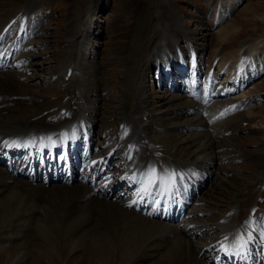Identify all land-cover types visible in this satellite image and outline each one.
I'll return each instance as SVG.
<instances>
[{
    "label": "rangeland",
    "instance_id": "1",
    "mask_svg": "<svg viewBox=\"0 0 264 264\" xmlns=\"http://www.w3.org/2000/svg\"><path fill=\"white\" fill-rule=\"evenodd\" d=\"M25 4H27V6ZM161 5L170 11L172 10V13L181 19V27L184 26L183 28L188 32V37H182L179 44L189 41L191 38V41H193L192 32L198 34V36L196 35L197 39L205 40L204 42H199V46L197 45L196 49L193 43L190 44V42H188L192 55L187 54L182 58V63L186 65V69L187 67L193 66V70L191 71L192 75H194V73L195 75H202V71L206 68V81L202 83L200 82L201 80L197 78L195 82H193L203 84L205 90L202 92L203 96L208 95L209 92L214 89H218V94L224 95L226 92L232 93L234 90L230 89L225 91L221 88L215 81L217 79V74L215 73H219V76L223 74V80L225 77L226 79L230 77L231 79L232 77H237L239 79L241 77L242 84L252 82L255 78V75L252 76L253 73L250 75L246 73L248 76L243 77V73L238 71L242 66L245 67V65H243L244 63L248 62L249 52L252 56V63L257 65L259 64V60H263L262 65L264 68V0H160V2L155 0H0V17L4 20L3 25L0 26V37L2 38L9 31L7 30L10 26L9 22L17 21V23H19L23 20L19 19L23 17V14L30 17V14L27 12L16 15L23 9H29L26 7L32 9V15L34 17L43 16L47 21L45 28L40 32L35 42L38 43L37 46H39V52L36 54L37 56L29 53H26L24 56L25 60H28V67L30 70L22 65L25 71L23 75L20 74L21 76H19L21 64L15 62L17 65L19 64V69H14L0 81V107L2 104L5 105L4 112H2L1 115L7 117L8 111L13 108L16 113L24 112V115H18L21 116L20 118H34L35 121H42L44 116L51 115L58 111L70 100V95L66 94V90L69 88V85H72L71 80L74 77L80 78L76 76V74L81 68L82 71L79 72V74L88 73L89 76L93 75L88 86H95V90L98 93H101L102 89L107 86V81L110 82V93L101 94L99 97L100 102L97 104L98 106H95L94 110L97 112L94 118L99 122L94 132L95 146H101L99 147V151L101 152H98L102 153V149H104L103 147L106 143L107 146L105 147L111 146L120 138L118 122L114 119V110L117 107L116 99L122 91L120 90V83L123 79L119 74L122 69V65L118 63L119 55L123 53L125 56H123L125 58V67L128 69H126V72H129V80L131 82L129 87H137L139 78L141 80L145 78V74L142 73L144 65L143 62L133 63L134 60L131 55L134 53V50H131L130 42L134 41L133 37L135 33L138 34V30H135L138 25L143 22L150 24L153 19L152 17H155L157 13L160 15ZM222 14L225 17L219 22V15L222 16ZM25 18H27V16ZM95 19L97 21H95ZM88 21L95 23V31L90 38L94 43L87 40L85 35L83 36V34H86L88 38L90 37L88 25L91 26V22H89L87 28L85 27L84 29V24ZM31 23H34V21ZM230 23L231 26L226 33L230 36L224 38L222 29ZM101 30H103L102 35L100 34ZM151 33L152 28L149 25L148 29L143 32L141 39L150 37L153 35ZM68 34L79 36L78 38L80 40H87L86 42L91 45L88 55L86 56L81 49L75 52V55L81 59L89 58L91 61L87 60L83 66L82 61L76 62V60H72L69 71L77 72L66 81L67 83H64L65 85H62V82L65 81L64 77L66 74L64 77H61L62 80H60V75L57 74L55 76L54 72H60L61 69L66 68V66H63V63L68 47L66 44V46L64 45V41L66 43ZM222 39H224V41L222 45H220L219 43ZM5 42L6 41H4L1 46H4ZM242 42L246 43V56L248 57L243 60L245 61L244 63L240 59L237 68L235 62L239 58V49ZM95 45H98L99 49ZM133 45L137 50L135 51L136 54H138L139 49L142 52L143 46L140 43H134ZM30 46V44L26 45V48L29 49ZM77 47L78 45L76 48ZM13 49L14 47H10V50L1 51L0 55L2 56L5 51H7L6 57H9ZM219 49L223 50L220 54ZM91 51H94L95 58L92 57ZM204 51L207 56L211 51L207 61L205 60L206 63L199 58ZM145 52L147 55L148 53L151 54V48L145 50ZM215 52L217 53L215 54ZM6 57L4 59L2 57L0 60H5ZM145 58L148 59L149 56H145ZM186 60L189 62H186ZM222 62L226 63V67ZM186 63L189 64L187 65ZM12 64L10 66H12ZM107 66L110 73L105 77L94 76L95 72L101 70L103 72V69ZM171 66L172 67L165 66L158 69L160 70V78L166 75L165 68L175 67L174 73L177 75L185 74L186 70H177L183 67V65L181 66V64L179 65L176 62V64L174 63ZM129 69L131 71H129ZM154 70L155 69L152 68L146 79L149 85L147 91L151 88V90L147 92V105L152 110H156L155 113L150 116L151 119L149 117L150 122L148 121L144 133L147 139L158 149L173 147L178 152L181 150L182 153L179 152L181 155L194 157L196 155L192 154L194 152L193 150H195L199 144L196 146L191 144L192 141L190 142L188 132H186V134H184L185 132L171 133L167 130H163V125L161 124L164 123V120L167 121V117H169L166 113L162 114V111L168 108L166 101L169 96L178 95L168 94L163 96L157 95L158 93L155 94L154 86L152 87L153 78H156ZM225 70L228 75L230 72V77L224 75L223 72ZM251 70L254 69L251 68ZM263 72V70H257L255 74L258 76ZM60 73L62 74V72ZM237 78H233V81H236ZM245 80H247V82ZM219 81L221 83L224 82L222 78H219ZM230 81L231 82L226 83H233L232 80ZM165 82L166 81H162V83ZM190 83L191 82L188 83V86ZM169 84L174 87L173 82H169ZM227 86L229 85H226V88H224L227 89ZM155 89L157 91V88ZM72 90L74 98L82 96V87L79 84L76 89L72 87ZM192 90L193 88L191 87L190 92ZM248 90H250V92ZM222 91L223 93H221ZM246 91L242 92V95L239 94L237 97H234L235 99L238 98L237 100H239V102H233H237L238 104L243 102L242 106L247 107V105H249L248 107H250V109L247 107L244 112L239 110L238 113L228 107V101L218 105V110L223 109L226 113H228L229 110L230 112L233 111L236 114L238 113L240 119L237 116V120L236 116H234L236 114H234L229 117L230 120L227 118L219 124L214 123L210 126L212 132H220L221 129L223 131L226 129V132L223 133L221 130V135H214L215 139H213L214 159L216 161L221 160L218 161L216 166L218 169L217 173L219 172V174H217L219 178L215 181L208 179L210 185L205 188L201 197L198 198V200L202 198L203 201L202 209L205 214L201 218L203 224L217 222L221 212L226 210L229 206H232L236 197L239 202L244 203V216L249 217L250 215L262 214V212H264V181L261 182L259 180V177L262 174L264 175V125H262L261 120L258 119L259 116L263 115L262 117H264V78L257 81L253 87L249 88L248 86ZM6 94L11 96H4ZM153 96H156L155 99H153ZM184 96H187L186 92L181 94L180 103H186L188 101ZM239 98L245 100L241 101ZM73 99L71 98V100ZM31 104H38L39 106L32 107ZM254 111L258 113L253 116L248 115L247 117L248 113ZM226 113H224V115H228ZM188 116H190V114H188L187 117ZM244 116L246 118L242 120L241 117ZM108 117L112 120V125L109 123ZM187 120L188 118L184 119L183 122ZM104 122H108V127ZM179 122L182 121L179 120ZM156 123L157 125H155ZM212 132L207 130V134L205 133V135L209 134L210 136ZM187 134L188 138L186 137ZM217 136L220 137L218 138ZM155 141L158 144H156ZM201 141L203 140L201 139L200 143ZM188 144L191 145L189 146ZM230 144L232 145L231 148H233L232 152H230ZM186 148L189 151H186ZM111 157V161L113 162L121 159L124 160V153L120 148ZM231 158L234 159V162L228 161V159ZM229 165L234 166L236 177H233V171H228L229 169L225 168L229 167ZM12 185V189L17 190V195L11 201L14 207L9 210L6 215L5 213H0V264H168L166 260H164V257H162L163 261L160 255H157V251H151V255L147 252V250L153 246L151 247L149 244H146L148 242H146L147 238L143 237V232L139 230L138 225H140V223L143 222L142 219L145 218L138 212L132 209L130 210L125 206H112V208L110 207L111 205L104 207L105 209L100 212V210L95 207V205L99 206V204L95 203L91 198L86 199L84 202L89 203V201H93L92 204L94 203V205L88 204L89 206H79L73 209L72 198H75V196L70 192L51 191L50 189L54 188H43L40 183L30 184V186L21 180L15 181ZM19 187L23 188V190L20 191ZM248 188L251 189L250 192L253 191L250 198L244 197L245 193L248 192L246 191ZM259 191L261 192L260 196L258 193ZM3 192L0 189V195ZM5 192L6 196L0 198V212L2 211L1 206L5 202L10 201L8 200L10 193H7V191ZM55 193H57V197L53 195ZM254 193L258 194L254 196ZM70 202L71 208L68 207ZM84 202L83 204H85ZM109 207L112 210H109ZM249 207H253L254 209L250 210ZM66 208L70 210L68 212L71 213H67ZM157 221L158 220H156V222ZM254 222L255 220H253V223ZM158 223L162 222L158 221ZM129 224H133V227L128 228L127 226H129ZM143 224L144 223H142V225ZM163 224L166 223L163 222ZM211 235L212 234H209V236ZM198 238H200V241L204 244L209 242L206 236L203 237V234L198 233L197 238L191 242L195 247H198L201 243L198 240L196 241ZM184 243L178 252L179 256L173 257L174 261L172 264H201L200 261H202V259L204 264H215L216 261L221 258L226 260L228 258V255H225V249L218 254L214 253L216 250L211 251L209 256L206 255L204 257L203 254L198 255L197 250L199 247L195 248L194 253L189 252L186 243ZM154 245H156V243ZM154 247L158 249V247L161 246L157 244V246ZM167 247H169V244L164 248ZM164 253L165 252H163V254ZM247 255L248 254H245L244 251V257ZM233 256H235V260H229L228 263H226L227 261H225V263L223 261V264H235L238 257L235 254L231 257ZM240 261H242V259H240L239 262Z\"/></svg>",
    "mask_w": 264,
    "mask_h": 264
},
{
    "label": "bare ground",
    "instance_id": "2",
    "mask_svg": "<svg viewBox=\"0 0 264 264\" xmlns=\"http://www.w3.org/2000/svg\"><path fill=\"white\" fill-rule=\"evenodd\" d=\"M155 1L160 2V0ZM25 5L27 6V4ZM26 16L28 18V15L23 14V17ZM152 18L153 19L150 24L143 22L135 28V30H138V34L135 33L133 37L134 41L130 42V48L132 51L134 50V53L131 55L134 60L133 63L143 62L144 65L142 73L145 74V78L142 80L139 78L137 87H129L131 82L129 80V72H126L127 68L125 67V56L123 53L119 55L118 63L122 65V69L119 74L123 77V79L120 83V90L122 91L116 99L117 107L114 110V119L118 122L120 138L111 146L105 147L107 146L106 143L103 147L104 149H102V153H99L101 152L99 151V147L101 146H95L94 132L99 122L94 118L97 115V112L94 110L95 106L100 102L99 97L101 94L110 93V82L107 81V86L102 89L101 93H98L95 90V86H88L93 75L89 76L88 73L79 74V72L82 71L81 68L76 74V76H79L80 78L74 77L71 80L72 85H69V88L66 87L68 88L66 90V94L70 95V100L67 103L65 102L66 104L58 111L53 114L50 113L51 115L44 116L40 122L35 121L34 118H20L21 116L18 115H24V112L16 113L13 108L8 111V115L5 117L1 115V113L4 112L5 105H1L0 165L2 168L0 169V189L4 192L0 195V198L5 197V191H7V193H10V197L8 199L10 201L5 202L1 206L2 211L0 213H5L6 215V213L14 207L13 204H11V201L17 195V190L12 189V184H14L15 181L21 180L29 185L41 181L40 183H42L43 188H54L50 190L67 191L74 195L75 198H72L73 202L71 201L73 209L78 208L79 206H89L88 204H92V202L95 201V203L99 204V206L95 205V207L96 209H99L100 212L105 209L104 207L109 205H111L110 207L125 206L130 210L132 209L135 212H138L145 218L142 219L143 222L141 221L144 224L142 225V223H140L142 226L138 225L139 230L143 232V237L147 238L146 242H148L145 243L149 244L151 247L153 246L149 249L146 247L148 249H146L147 252L150 253L151 251H157V255H160L162 260V257H164V260H166L168 264H172L174 261L173 257L179 256L178 252L184 242L186 243L189 252L194 253L195 248L199 247L197 250L198 255L203 254L204 257L206 255L209 256L211 251L216 250L214 253L218 254L224 249L232 246V250L230 251L231 256L236 252L241 253L238 258L236 257L237 261L235 264H251V261L254 262L253 264H264V212L260 211L262 214L258 213L256 215H250L249 217L244 216V203L239 202L236 197L233 201V205L221 212L217 222L212 224H203V220L201 219L205 214L202 209V198L199 200L198 198H200L203 194L202 192L205 191V186L209 184L208 179L215 181L219 178L217 175L219 172L217 173L218 169L216 166L218 161L221 160L216 161L214 159L213 139H215L214 135H221L222 129L219 128L221 129L220 132H212L214 135L211 133L210 136L209 134L205 135V132L201 130L206 126L205 119L207 117L212 119H224V117L227 116L224 115V113H226L225 110L222 108V110H218V105L220 103L224 104L227 102L223 101V99L227 96L226 93L230 92H226L224 95L218 94V89H210L211 91L209 94L203 96L202 92L205 91L203 84L193 83L197 78L200 80L201 75L197 74L193 77L191 73L193 66L187 67L186 69V65L182 63V58H184L188 52L179 47V42L182 40V37H188V32L183 28L184 26L181 27V19L173 14L172 10L170 11L163 6L160 10V15L157 13V15ZM25 22L24 19L21 20L18 23V26L25 24ZM89 22L91 21L84 24V29L85 27L87 28V24ZM3 23L4 20L0 17V26H2ZM91 24L93 25L92 22ZM149 25L152 28L151 34L153 35L146 39L142 38V40V34L148 29ZM91 26L88 25V33L91 32ZM230 26L231 23L222 29L224 38L230 36L226 34ZM8 33L9 31L3 36V38L0 37L1 51L10 50V47H14L15 50H18L19 47L16 48L17 45H13L15 43V39L7 42L4 46H1V44L6 41ZM192 34L193 41H191V38L189 39V42L190 44L193 43V46H195L194 48L196 49L198 43L201 41L204 42L205 40L197 39L196 35L198 36V34L195 32H192ZM84 35L88 40V35L83 34V36ZM20 36L21 34L17 37ZM23 36L28 37V35ZM78 37L74 34H68L66 37V43L64 41V45L66 44L68 47V51L65 53V61L63 63V66H66V68L60 70L62 74L57 71L54 72L55 76L57 74L60 75V80H62L61 77H64L66 72H69V66L72 60H76V62L82 61L83 66L87 61L86 59L78 58L75 55V52H78V50L81 49L87 56L91 45L86 42L87 40H80ZM223 41L224 39H222L219 44L222 45ZM134 43H140L143 46L142 52L139 49L138 54L135 53L137 50L133 45ZM24 44L25 46L27 45L26 42ZM77 45L78 49L76 48ZM245 46V42L240 44L239 51L242 54L241 61L248 57L246 56L247 48ZM31 48L32 45L29 49H26L31 50ZM149 48H151V54L148 53L147 55L145 53L149 50L146 52L145 50ZM217 52H215V54ZM91 54L92 57L95 58L94 51H91ZM35 56L37 55L35 54ZM145 56H149V58L146 59ZM8 59L9 58L7 56L5 60H0V81H2L5 76L11 73L14 69H19V64L17 65L16 63H13L12 66L9 67L7 62ZM176 62L179 65L181 64V66L183 65V67L177 69L178 71L181 69L186 71L184 75H177L174 73L175 67L165 68L166 75L161 78L160 75L158 77L160 85H164L167 89V93L165 92V95H177V91L183 90L181 87L188 86L185 85L183 80H181L184 76L191 78L189 81L191 83L188 87L191 86L193 90L188 92L190 99H188L186 103L179 102L181 99V96L179 95L169 96L166 101L168 108L165 109V111L161 110L162 114L166 113L169 117H167V121H163V124H159L163 125V130H167L171 133L185 132L184 134H186V132H188L190 142H193H191V144L193 146L199 144V146L193 150L194 152L192 154L196 155L194 157L181 155L179 153L181 150L178 152L173 147L162 146V149H158L147 139V136L144 133V129L148 125L149 117L152 116L156 110H152L147 105V92L151 90L150 88L147 91L149 87L146 81L147 76L150 74L152 68L161 69L165 66L172 67L171 65L174 63L176 64ZM244 62L245 61H243V63ZM225 64L226 63H224V66ZM20 66L21 70H19V76L23 75L25 71L22 65ZM129 71L131 70L129 69ZM256 71L257 69L251 70V73H253L252 76H257V74H255ZM101 72L102 70L95 72L94 76L105 77L108 73H110V70H108L107 66L103 69V72ZM205 73L207 74V72ZM223 73L224 75H227V77H230V72L229 75L226 70ZM215 74L219 76V73ZM233 78L237 77H232V79L230 77V80L233 81ZM237 80L242 82L241 77L239 79L237 78ZM162 81L166 82L162 83ZM215 81L217 82V79ZM245 81L247 82V80ZM63 82L65 83L66 81ZM169 82H173L174 87H172V83L169 84ZM78 84L82 87V96L74 98L72 87L76 89ZM220 87L225 91H228L223 86ZM248 91L250 92V90ZM221 93H223V91ZM232 94L233 93H230V95ZM4 96L11 95L6 94ZM155 97L156 96H153V99H155ZM71 98L74 99L71 100ZM233 98H231V100L228 99V107L234 112L236 111L239 113V110L244 112V108L246 107L242 106L243 102L238 104L237 102H233H239V100H237L238 98ZM239 99L241 101L245 100L242 98ZM209 102H211V104L206 108V105ZM37 105L38 104H31L32 107H37ZM248 106L249 105H247V107ZM248 108L250 109V107ZM228 112H230V110ZM238 113L234 116H236V118L238 116L240 119V115ZM257 113L256 111L248 113L247 117L248 115L253 116ZM188 114H190L191 117H187ZM245 116L241 117V119L243 120V118H246ZM262 116L257 118L260 119L261 124L264 125V117ZM187 118L188 120L183 122V120ZM179 120L182 122H179ZM108 121L112 125L110 117H108ZM104 123L106 126L108 125V122ZM155 125H157V123ZM186 137L188 138V134ZM201 139L203 141L200 143ZM191 144L188 145L190 146ZM231 146L232 145L230 144V152L233 151ZM120 148L124 153V160L121 159L115 162L111 161V156H113ZM187 148L186 151H189ZM60 153H62L61 156L59 155ZM223 158L225 159L224 156ZM228 161L234 162V159L231 158L228 159ZM225 168L229 169L228 171H233V177H236L234 166L229 165V167ZM259 180L261 182L264 181L263 174L259 177ZM249 188L246 190L248 191L247 193L244 192V197L246 198H250L253 194V191L250 192L251 189ZM19 189L20 191L23 190V188L20 187ZM258 193L260 196L261 192L259 191ZM256 194L254 193V196ZM53 195L57 197V193ZM89 198L93 201L85 203L84 201ZM71 202L68 205L69 208H71ZM83 202L85 204H83ZM92 205H94V203ZM110 207L108 208L109 210L111 209ZM249 208L250 210L254 209L253 207ZM68 211L70 210H67V213H71ZM156 220L162 223H158ZM253 220H255L254 223ZM163 222L166 224H163ZM127 227L131 228L133 227V224H129ZM198 233L203 234V237L206 236L207 241L209 242L204 244L200 241L201 239L198 238L196 241L198 240L201 243L198 247H195V245L191 242L197 238ZM209 234L212 235L209 236ZM155 243L156 245H154ZM157 244L161 246L158 247V249L157 247H154L157 246ZM167 244H169V247L164 248ZM244 251L245 254H248L245 257ZM163 252L165 253L163 254ZM149 255H151V253ZM225 255H228L227 260L221 258L216 261L215 264H223V261L224 263L225 261L228 263L229 260H234V256L231 257L226 252ZM240 259H242V261L239 262ZM200 263L204 264L203 259Z\"/></svg>",
    "mask_w": 264,
    "mask_h": 264
}]
</instances>
